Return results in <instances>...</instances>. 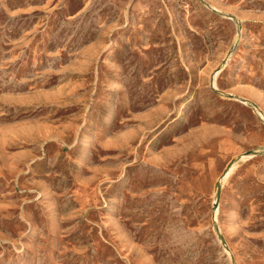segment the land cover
I'll return each instance as SVG.
<instances>
[{"label": "rangeland", "instance_id": "1", "mask_svg": "<svg viewBox=\"0 0 264 264\" xmlns=\"http://www.w3.org/2000/svg\"><path fill=\"white\" fill-rule=\"evenodd\" d=\"M263 114L264 0H0V264H264Z\"/></svg>", "mask_w": 264, "mask_h": 264}, {"label": "bare ground", "instance_id": "2", "mask_svg": "<svg viewBox=\"0 0 264 264\" xmlns=\"http://www.w3.org/2000/svg\"><path fill=\"white\" fill-rule=\"evenodd\" d=\"M112 54V53H111ZM113 55H111V57H112ZM186 105H184V107H183V109H182V112H184L185 111V109H186ZM182 108V107H181ZM263 116H264V114H263ZM110 119H111V115H109V117L107 118V123H106V126L110 123ZM92 137L93 136H91V135H87L85 138V147H86V149H85V151H84V153H83V157H85L86 155H88L90 152H91V150H90V148H91V146H92ZM94 138V137H93ZM83 164H84V159L82 158L81 159V161H80V164H79V168H81L82 166H83ZM114 205V204H113ZM112 205V206H113ZM34 232V235H36L37 234V232L34 230L33 231Z\"/></svg>", "mask_w": 264, "mask_h": 264}, {"label": "water", "instance_id": "3", "mask_svg": "<svg viewBox=\"0 0 264 264\" xmlns=\"http://www.w3.org/2000/svg\"><path fill=\"white\" fill-rule=\"evenodd\" d=\"M234 164V161L232 160L226 167V169L223 171L222 175H221V178L222 179L223 177H225L226 173L228 172V170L232 167V165ZM219 192H220V188H218V195H219Z\"/></svg>", "mask_w": 264, "mask_h": 264}]
</instances>
